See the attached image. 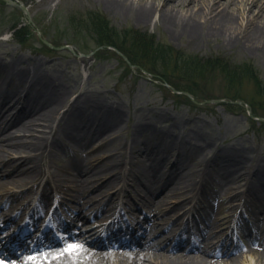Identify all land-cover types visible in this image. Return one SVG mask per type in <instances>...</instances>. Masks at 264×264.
Masks as SVG:
<instances>
[{
  "label": "rangeland",
  "instance_id": "374dc122",
  "mask_svg": "<svg viewBox=\"0 0 264 264\" xmlns=\"http://www.w3.org/2000/svg\"><path fill=\"white\" fill-rule=\"evenodd\" d=\"M10 1L0 0V79L13 76L19 85H27L28 82L20 81V71L25 69L30 70L33 77H47L65 96V105L73 103L72 108L80 109L88 116L99 117L113 128L111 135L112 129L91 138L76 131L74 137L62 135L59 138L62 139V145L57 150L49 152L38 149L43 167L48 171L62 170L76 155L98 157L94 164H102L111 155H115L117 147L126 145L129 156L147 164L148 160L142 155V150L148 145L154 148L157 142L152 131L156 130L158 137L173 139L177 145L194 155L190 159L182 158L181 168L177 171H169L170 180L178 190H185L179 179L180 173H187L196 179L202 175H214L205 179L210 182L207 193L201 195V198L192 196V203L185 207L187 210L168 220L166 217L171 211L148 200L140 184L142 177L127 167L115 177L118 187L109 190L113 198L107 201L94 199L82 205L79 200L92 195L98 188H88L79 199H73L72 194L79 192L63 185L67 193L52 192L40 202L39 207H43V213L57 208L63 215L67 213L75 229H89L85 231H91L92 234L104 229L108 221L119 212L127 222H139L149 232L150 237L143 242L149 243L145 251L162 256L177 255L168 252V244L162 245L169 240L172 227L184 225L191 231L192 241H208L212 249L219 247L226 238L233 240V248H228L218 258L222 264H230L231 260L239 264H264V237L243 232L246 227L253 226L256 219L264 224V204L258 214L254 215L250 209L242 207V200L235 195L245 188L246 181L256 182L254 171L264 172V56L259 52L258 44L240 47L230 34L221 33L209 41L191 32L173 31L161 16L163 10L173 7L172 10L186 16L198 14L204 23L205 20L212 21L215 11L223 7L224 2L234 16L232 24L235 32L232 33L241 34L246 33L248 26L250 28L255 23L264 26V6H260L263 0L257 5L256 0H130L155 8L147 20L138 18L135 13L127 14L115 9L104 0ZM94 13L100 14L107 21L106 34L112 36V39L114 37V43L118 41L129 48L134 35L139 34L142 38L145 35L153 43L168 45L184 56L198 57L202 62L205 61L204 64L207 62L215 65L216 61H223L237 65L240 74L234 76L233 81H228L215 65L214 70L209 69L196 82H183L192 85L193 94L177 91L157 78V73L164 71L158 65L150 72L143 66L131 63L127 56L112 48L115 46L105 45V50H101L102 45L96 35L85 27L88 17ZM43 40L51 43L52 48ZM34 63L37 67L33 66ZM77 94L80 95L75 100ZM0 104L6 106L5 110L17 105L9 99L0 101ZM65 105L60 108L59 116L66 108ZM39 109L30 113L21 111L20 114L28 117L33 133L29 138L37 148L41 128L32 119ZM144 121L150 127L147 133L140 132L139 124ZM104 149L110 153L109 157L108 154L101 155ZM170 152L174 154L175 150ZM13 156L18 157L20 154L14 153ZM222 157L224 163L230 166V171L223 168L214 173H202L205 164L219 161ZM170 158L173 160L174 157ZM103 172V181L116 176L105 170ZM66 174L84 182L89 172L73 168ZM45 180L39 178L38 183L42 185ZM230 182L234 183L228 184ZM228 185H235L239 189L227 192ZM8 193L13 194L10 203L21 202L18 207H23L21 204L36 195L18 183L9 184L0 192L1 195ZM158 195L152 199H157ZM125 199H131L133 204H124ZM208 201L217 207L220 226L214 231L209 224H192L187 227L192 212L207 205ZM51 202L53 205L49 206ZM0 208L1 212L7 206ZM84 213L88 216L84 217ZM86 241L71 240L67 246L106 251L102 247L89 246ZM107 249L113 253L125 250L113 246ZM195 251V255L201 257V253L197 249ZM16 262L71 264L62 253L43 260L39 256H26Z\"/></svg>",
  "mask_w": 264,
  "mask_h": 264
},
{
  "label": "bare ground",
  "instance_id": "6f19581e",
  "mask_svg": "<svg viewBox=\"0 0 264 264\" xmlns=\"http://www.w3.org/2000/svg\"><path fill=\"white\" fill-rule=\"evenodd\" d=\"M108 5L115 9H119L127 14L135 13L140 19H150L155 8L151 6H145L140 3H134L130 0H104ZM262 0H256L255 4L260 3ZM224 3V2H223ZM218 11H215L216 15L212 21L205 20L204 23L199 19L198 14L193 15H183L175 12L171 8L167 7L163 10L161 16L165 18V23L173 29V31L191 32L197 36H203V38L210 39L216 38L219 34H230L236 44L240 47L248 46V44H258L259 52L264 56V26L260 24H254V26H248L246 33L234 34L233 31V20L234 16L232 11L223 4ZM264 6V0L260 5ZM232 33V34H231ZM37 67V64H33ZM28 82L27 85L18 84L13 76H5L0 79V101L9 99L14 101L18 105L20 111L30 113L35 109L38 110L36 116L33 119L37 126L41 129L39 134V145L38 148L33 145V140L29 138L33 133L31 131V126L28 121V117L20 116L18 119L14 115L11 117H0V192L8 186L9 184L18 183L20 186H28L31 189H36L38 186L39 178H46L42 186L39 188L40 197H46L47 194L51 192H62L67 193L62 187L66 185L67 187H72L74 191L79 193L72 194V198L79 199L81 194L91 187L98 190L92 195L87 196L84 200H79L82 205L88 202L98 199L107 201L113 198V194H109V190L118 187L117 173H122V170L127 167L128 170L138 172L142 177L140 184L145 189V195L148 200H153L156 202L157 206H164L169 211L167 219L174 215L183 213L187 209L185 207L192 203V196L202 197L201 195L207 193L206 189L210 185L206 178H212V174L207 176H200L199 179L188 175L187 173H180L179 179L182 181L185 190L180 191L176 188L174 182L169 181L168 173L170 170H176L181 168L182 158L190 159L194 156L192 152H187L186 148L177 145L173 139H168L165 136L158 137L156 130L152 131V135L155 138L156 144L152 149L151 145L143 148L142 155L148 160L147 164H143L137 161L132 155L127 154V145L116 148L115 155L107 153L106 149L101 152V155H107L109 157L104 163H97V158L92 156H80L76 155L71 158L69 163L64 165L61 169L57 171H48L45 167L41 165V158L38 149H43V151H55L62 145V139L59 138L63 136L74 137V131L80 132L88 137H93L94 135H100L101 133L111 130L110 135L113 134V128L107 125L104 121H101L99 117H92L89 114L86 115L82 110L72 108L73 103L70 105H65V96L59 89L55 88L47 77L37 78L31 75L30 70L25 69L20 71V81ZM80 94L75 96V100ZM74 100V101H75ZM73 101V102H74ZM8 103V102H7ZM5 103L6 105H8ZM65 109L58 115L60 108ZM1 108L6 106L0 104ZM79 107V106H78ZM0 108V109H1ZM7 110V109H6ZM5 110V111H6ZM38 114V116H37ZM93 114V113H91ZM1 116V115H0ZM148 124L144 121L139 124L140 132L147 133L146 131L150 129L147 127ZM156 136V137H155ZM176 138H174L175 140ZM68 145V144H67ZM170 150H175L174 154ZM20 156L14 157L13 154ZM112 154V152H111ZM170 157H174L171 160ZM225 159L222 157L219 161H213L209 165L203 166L202 173H214L219 169L225 168L230 171V166L224 163ZM203 162V161H202ZM73 168H80L83 172H89L87 175V181L82 182L78 178L71 177L66 174ZM70 169V170H69ZM146 169V170H143ZM162 169L158 172H153L155 170ZM111 172L116 176H112L106 181L102 180L104 177V171ZM143 170L142 172H140ZM254 171L256 175V182L245 184V188L239 193H235L239 200H242V207L250 209L249 211L254 212V215L258 214V210L264 204V172ZM49 173V174H48ZM51 180H50V179ZM56 179V181H55ZM244 179V178H243ZM169 181V182H168ZM54 182V183H53ZM144 182V183H143ZM168 182V183H165ZM230 182L228 184H233ZM235 185H228L227 192H236L238 187ZM182 192V197H180ZM160 193V194H159ZM159 194V195H158ZM158 195L157 199H152ZM12 195L9 194L5 199L3 195L0 194V207L1 205H7L12 200ZM115 197V195H114ZM183 198H185L183 200ZM146 199V198H145ZM147 200V199H146ZM178 201V202H177ZM180 201V202H179ZM124 203L130 205L133 204L131 199H125ZM186 203V204H185ZM212 201H208L207 205H203L192 212L191 219L187 225H207L211 227L212 231L220 226L218 222L219 215L217 212V207L213 206ZM18 204V203H17ZM26 204V203H25ZM25 204H21L24 206ZM23 208L20 209L18 205L11 203L6 209L0 212V215L13 214L15 211L21 212ZM6 212H8L6 214ZM188 213V211L186 212ZM185 214V213H184ZM4 217V216H3ZM255 217V216H253ZM259 218V217H257ZM9 219V218H8ZM259 219L254 221V225L251 227H246L243 232L246 231L247 234L252 236H260L264 234V224L258 222ZM6 221V220H4ZM175 231V227L170 230V235ZM145 238H149L148 231H145ZM82 234H77L80 237ZM169 243V240L166 241ZM68 244H70L68 242ZM233 240L226 238L220 243L219 247L212 249L209 246L208 241L202 242L201 244L195 245L191 244L190 248L196 247L197 251L201 253V257L195 254H189L188 250L184 251L181 249L179 252H175L173 255H153L147 253L144 249H134L128 250L123 253H113V251H95L89 249H79L75 247H66L61 250V252H40L37 253L42 260L45 258H51L52 256L62 253L65 255L66 260L71 264H112L113 262H120V264H222V260L218 259L221 255L225 254V250L228 248H233ZM163 244L162 246H164ZM167 245V244H166ZM165 245V246H166ZM179 246V244H177ZM177 245L172 246L170 251H175ZM225 247V249H223ZM189 248V249H190ZM208 256V257H207ZM211 256V258H209ZM217 256V257H216ZM215 257V258H214ZM217 258V259H216ZM230 264H239L236 260L229 261ZM0 264H18L16 262L10 263H0Z\"/></svg>",
  "mask_w": 264,
  "mask_h": 264
},
{
  "label": "trees",
  "instance_id": "16d2710c",
  "mask_svg": "<svg viewBox=\"0 0 264 264\" xmlns=\"http://www.w3.org/2000/svg\"><path fill=\"white\" fill-rule=\"evenodd\" d=\"M107 26V21L100 14L94 13L88 17V24L85 27L87 30L91 29L102 46H115L129 58L128 60L131 63L143 66L150 72H153L151 69H156L158 65L164 71H157L158 77L155 76L178 91L194 92L192 85L183 82L190 81L191 84L196 82L209 69L214 70L215 65L219 67V73L228 81H233V77L240 74V69H238L239 66L237 67V65H231L223 61H216L215 65L207 62L204 64L205 61L202 62L198 57L184 56L179 50L175 51L168 45L153 43V40L151 42L149 37L145 35L143 38L139 34L134 35L131 43H129V48H127L123 44L118 43V41L114 43V37L112 39V36L110 37L106 34ZM166 69L168 70L166 71ZM226 103L228 104L229 102Z\"/></svg>",
  "mask_w": 264,
  "mask_h": 264
}]
</instances>
